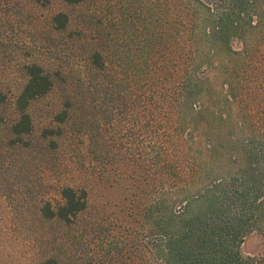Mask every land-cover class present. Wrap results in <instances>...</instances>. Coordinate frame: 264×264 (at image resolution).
I'll return each mask as SVG.
<instances>
[{"label": "rangeland", "instance_id": "rangeland-1", "mask_svg": "<svg viewBox=\"0 0 264 264\" xmlns=\"http://www.w3.org/2000/svg\"><path fill=\"white\" fill-rule=\"evenodd\" d=\"M171 1L1 0L0 90L9 105L0 108V264H155L145 257L144 241L158 183L152 162L144 177L140 101L132 79L143 69L141 55L154 50L161 32L167 38ZM203 1L225 6L224 0ZM63 13L70 21L58 31L53 19ZM95 52L106 70L92 65ZM31 63L52 73L54 87L31 103L32 132L18 141L11 133L17 120L11 103ZM218 88L213 81L212 92ZM259 102L260 96L246 101L247 109L258 113ZM63 113L61 123L57 116ZM255 116L253 121L262 114ZM67 186L86 190L87 209L70 224L47 220L42 208L62 205L60 192ZM183 198L167 193L166 199L173 204ZM242 249L246 256L264 254V237L251 234Z\"/></svg>", "mask_w": 264, "mask_h": 264}, {"label": "trees", "instance_id": "trees-1", "mask_svg": "<svg viewBox=\"0 0 264 264\" xmlns=\"http://www.w3.org/2000/svg\"><path fill=\"white\" fill-rule=\"evenodd\" d=\"M62 1L80 5L90 0ZM228 1L222 7L172 0L167 38L161 32L154 50L145 44L147 56L138 60L143 69L133 73L144 177L146 163L152 162L158 183L145 215L151 225L144 241L145 257L155 264H264V254L246 256L242 249L251 234L264 237V0ZM69 21L63 13L53 24L63 31ZM91 63L106 70L99 52ZM23 71L27 82L11 103L17 115L11 133L18 141L32 132L31 103L54 87L52 73L40 64ZM213 81L219 86L214 92ZM257 96L258 113L246 105ZM7 105L0 90V108ZM256 114L262 117L253 121ZM66 117L59 114L57 120L64 123ZM251 128L256 132L249 135ZM167 193L184 198L168 204ZM60 194L63 204H45L42 214L70 224L87 209L88 194L71 186ZM43 264L61 263L49 259Z\"/></svg>", "mask_w": 264, "mask_h": 264}]
</instances>
